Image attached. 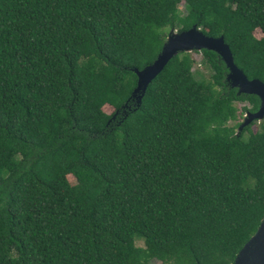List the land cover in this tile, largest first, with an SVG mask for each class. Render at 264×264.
<instances>
[{"label":"trees","instance_id":"1","mask_svg":"<svg viewBox=\"0 0 264 264\" xmlns=\"http://www.w3.org/2000/svg\"><path fill=\"white\" fill-rule=\"evenodd\" d=\"M195 25L264 82V0H0V264L235 262L264 219L260 99L207 50L209 78L179 53L132 99Z\"/></svg>","mask_w":264,"mask_h":264},{"label":"water","instance_id":"2","mask_svg":"<svg viewBox=\"0 0 264 264\" xmlns=\"http://www.w3.org/2000/svg\"><path fill=\"white\" fill-rule=\"evenodd\" d=\"M216 52L228 69L227 81L231 88L238 89V95H254L260 99V108L256 112H247L239 132L253 122L264 120V82L249 79L235 64L233 53L223 36L206 35L197 25L187 31L172 30L167 36L161 53L157 59L142 70L133 69L138 77V84L132 94L137 108L141 107L143 98L150 84L163 72L167 64L179 53ZM233 264H264V219L257 232L245 244Z\"/></svg>","mask_w":264,"mask_h":264},{"label":"rangeland","instance_id":"3","mask_svg":"<svg viewBox=\"0 0 264 264\" xmlns=\"http://www.w3.org/2000/svg\"><path fill=\"white\" fill-rule=\"evenodd\" d=\"M180 10L181 11H184V5H181L180 6ZM168 32H170V30H167ZM256 36L258 37V38H261L262 37V33H261V31H256ZM192 55H193V57L196 59V61H197V64H196V66H195V71H199V72H201L206 78H209L210 77V72H209V70H207L206 68H205V66H202L201 65V61H202V59H203V55L201 54V53H196V52H193L192 53ZM238 105V107L239 108H241V107H243V106H249V103H243V104H241V103H239V104H237ZM244 117H245V114L243 115V117L239 120L240 122H243L244 121ZM230 125L231 126H234V125H236V122H231L230 123ZM255 129H256V126H255ZM137 245L138 246H141V247H143L144 246V244H143V242H141V241H138L137 242ZM154 264H161V262H155Z\"/></svg>","mask_w":264,"mask_h":264}]
</instances>
